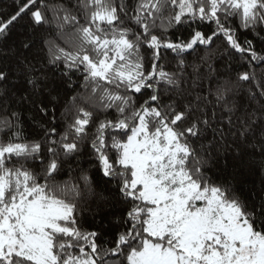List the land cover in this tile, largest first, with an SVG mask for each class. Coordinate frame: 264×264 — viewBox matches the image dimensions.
I'll list each match as a JSON object with an SVG mask.
<instances>
[{
	"label": "snow or ice",
	"instance_id": "obj_1",
	"mask_svg": "<svg viewBox=\"0 0 264 264\" xmlns=\"http://www.w3.org/2000/svg\"><path fill=\"white\" fill-rule=\"evenodd\" d=\"M0 264H264V0H0Z\"/></svg>",
	"mask_w": 264,
	"mask_h": 264
},
{
	"label": "trees",
	"instance_id": "obj_2",
	"mask_svg": "<svg viewBox=\"0 0 264 264\" xmlns=\"http://www.w3.org/2000/svg\"><path fill=\"white\" fill-rule=\"evenodd\" d=\"M9 2H10V0H9ZM190 59H191V57H190ZM259 173L257 172L255 175H253L252 177H250V180H252V181H255L257 184L259 183ZM86 218L87 219H91V216L88 214V213H86ZM99 217H97V219H98Z\"/></svg>",
	"mask_w": 264,
	"mask_h": 264
}]
</instances>
